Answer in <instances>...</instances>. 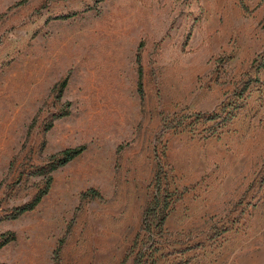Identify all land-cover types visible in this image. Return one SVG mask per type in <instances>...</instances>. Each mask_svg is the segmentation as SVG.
<instances>
[{
    "label": "rangeland",
    "instance_id": "1",
    "mask_svg": "<svg viewBox=\"0 0 264 264\" xmlns=\"http://www.w3.org/2000/svg\"><path fill=\"white\" fill-rule=\"evenodd\" d=\"M20 1L0 0V264H134L158 168L157 264H264V0Z\"/></svg>",
    "mask_w": 264,
    "mask_h": 264
},
{
    "label": "trees",
    "instance_id": "2",
    "mask_svg": "<svg viewBox=\"0 0 264 264\" xmlns=\"http://www.w3.org/2000/svg\"><path fill=\"white\" fill-rule=\"evenodd\" d=\"M24 0H21L23 2ZM74 15V13L63 14L55 16L56 19H66L70 16ZM142 44H139L137 54H136V63H137V91L140 99H143V85H142V68L140 63V53L139 50ZM67 84V77H64L60 80L54 87L58 91V96L60 97L64 88ZM67 111L57 114L55 118H60L67 115ZM204 117V121H209L215 118V116L207 115ZM52 126V121H50L45 130L50 129ZM85 149V145H78L75 147L65 148L57 153H54L50 156L49 161L47 163V171L48 173L53 170L61 167L71 161L73 158L78 156ZM160 169V168H158ZM155 172V176L153 178V189L151 196L146 203L143 212H142V220L138 231L136 232L133 241L129 247L128 255H133V263L134 264H157L159 258L164 254V250L167 249L166 241L163 239L167 234V229L165 228V221L171 212V192L162 182V175L160 170ZM52 177L48 175L46 177L45 186L33 197L30 202L25 203L24 205L17 207L11 214L12 218H16L22 213L32 210L41 200L42 196L45 195L49 189ZM94 189H90L81 194V197L85 195H97L95 194ZM14 240V234L9 233L4 236V238L0 241V248L7 244L9 241ZM58 252V251H57ZM140 256H146L148 259L141 260L138 259ZM150 257V259H149ZM184 262L182 264H186Z\"/></svg>",
    "mask_w": 264,
    "mask_h": 264
}]
</instances>
